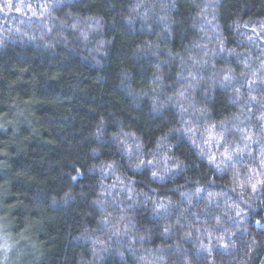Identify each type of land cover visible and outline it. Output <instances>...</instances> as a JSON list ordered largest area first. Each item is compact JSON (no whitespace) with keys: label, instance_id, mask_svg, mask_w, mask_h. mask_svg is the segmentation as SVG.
Segmentation results:
<instances>
[{"label":"trees","instance_id":"obj_1","mask_svg":"<svg viewBox=\"0 0 264 264\" xmlns=\"http://www.w3.org/2000/svg\"><path fill=\"white\" fill-rule=\"evenodd\" d=\"M11 3L0 0V246H11L7 252L0 247V261L264 264V189L241 190L233 168L220 162L223 149L201 143L212 123L259 127L245 119L243 99L236 101L230 86L214 83L213 74L231 68L239 77L244 58L260 66L264 37L248 36L264 22V0ZM44 4L46 12L37 7ZM221 39L240 55L204 57ZM188 57L208 62L196 66L203 79L184 101L206 109L203 117L192 109L182 113L166 99L186 83L177 80L181 68L194 70ZM157 74L161 79L154 81ZM181 119L200 129L196 144L184 134ZM124 133L134 134L158 159L171 157L170 171L157 166L164 179L152 178L156 169L130 167L116 138ZM209 153L217 156L219 170ZM243 160L236 170L255 167L248 155ZM113 162L114 170H102ZM76 169L82 175L72 180ZM118 177L125 183L105 191ZM197 188L203 198L195 195ZM208 192L223 198L209 203ZM98 198L107 211L94 203ZM169 200L168 213H154V202ZM109 213L117 220L124 216L126 235H112L111 225L100 230L98 222ZM225 229L235 233L231 242Z\"/></svg>","mask_w":264,"mask_h":264},{"label":"snow or ice","instance_id":"obj_2","mask_svg":"<svg viewBox=\"0 0 264 264\" xmlns=\"http://www.w3.org/2000/svg\"><path fill=\"white\" fill-rule=\"evenodd\" d=\"M8 7H12L11 0H8ZM29 9H32V5H28ZM43 9V12H46L49 8L48 4L37 5ZM19 11V8L16 9ZM209 23H211L209 21ZM76 27V25H73ZM243 27H248V22H245ZM259 29V31L257 30ZM253 33L252 36H248V39L251 41L255 38L264 37V22H260L257 27H253L251 29ZM223 40L219 41L220 46L214 50L204 51V57H207L210 52L212 54H220L224 52H228L230 55L235 54L239 56L240 54L235 53L233 49H225L223 47ZM196 47L206 48L207 46L196 45ZM188 63H191L194 70L181 68L180 75H178L177 80L180 82L186 81L184 86L173 92L172 96L167 97V102L171 103L175 101V105L180 108L182 113L189 112V109L194 110V113H198L200 117L205 116L206 109L196 108L194 104L185 105L184 101L188 98L190 90L195 87L194 82H199L201 79L200 69L197 68V65H205L207 66V60L201 58L199 60H195L192 57H188ZM182 63H184L182 61ZM241 63L243 64L244 70L241 71L239 77L234 75V70L231 68L220 69L213 74L214 83H218L221 87H231L235 93L234 99L236 101H240L243 99V108L246 110L245 119L252 118L255 120L256 124L259 125L257 128L255 125L249 127L244 124L243 121L240 123L233 122L229 125V120L220 121L219 123H212L206 127H204L203 131L205 133H209L208 138L206 140H201L202 144H214L218 149H223L222 152L219 153L220 162L226 168H233V181L237 182V186L244 190L245 188L250 187L252 192L255 193L264 189V59L261 60V64L259 67L253 66L248 58H244ZM161 76L159 74L153 76L154 81H159ZM155 91V89H153ZM245 92L247 95L245 96ZM255 93V94H253ZM154 106L157 105V101H153ZM161 107L163 104L160 105ZM259 112V115L255 113ZM244 113H242L243 115ZM233 119V118H229ZM235 120H239V117H235ZM180 123L183 125V132L185 135H189L192 137L193 144H196L195 137L201 136V132L199 128H194L191 126L188 120L181 119ZM193 123H199V119L193 121ZM170 131H181V129H171ZM124 139H119L116 137L119 145L123 151V153L129 159L130 167L135 169H156L151 171V176L153 179H164V176L161 174L160 169L157 167L158 165H163V172H168L170 169L167 167L171 157L165 156L163 159H158L154 153H149L144 151V146L140 143L139 139L132 133H124ZM230 137H233L230 139ZM163 139V137H161ZM238 141V142H237ZM250 145H259V147L253 151ZM204 152H201L203 155ZM248 155L250 157V161L248 163L254 164L255 167H247L246 171L243 169L236 170V165H244L245 162L243 157ZM151 158H141L148 157ZM133 157L136 158L138 162H132ZM209 163L216 164L218 170L220 168V164H217V156L209 153ZM179 167V164L176 165ZM116 168L115 162L108 163L102 166V170L104 171H112ZM82 175L79 169H76V175L72 176V180H76L78 176ZM125 181L121 178H117V181L109 186L105 191H112L116 188L117 185L124 184ZM203 190L201 188H197L195 195L203 198L200 194ZM235 191V189H233ZM103 195V193H102ZM185 194L181 193L183 197ZM208 202L212 203L217 201V198H223L222 193H213L208 192ZM128 199H131V195H129ZM94 203L101 206V211H107L106 208L103 207L104 200L99 199L94 201ZM246 203V202H245ZM172 207V201L167 202H154L153 211L157 215L161 213H168L170 208ZM241 215L240 212L236 213V216L239 217ZM124 216H120L119 220L114 218L111 213L108 215L102 216L100 221L98 222L100 225V230L107 228L109 225L112 226L113 231L112 235L120 236L122 233L127 234V228L123 227L120 224V221H123ZM231 219V218H230ZM217 224L220 223V217H216ZM257 225L260 224V221H256ZM170 229L166 227L164 229L165 233H168ZM225 233L229 236V242H231V237L235 235L233 232H228L227 229L224 230ZM211 236V233H209ZM141 240L144 237H140ZM219 239L223 240L224 237L221 236ZM94 243L96 245H101L102 241L99 239L95 240ZM3 248V251L7 252L10 249V245L5 243L0 246ZM221 248L227 249L229 244H221ZM144 259V257H141ZM0 264H4L3 261H0Z\"/></svg>","mask_w":264,"mask_h":264}]
</instances>
